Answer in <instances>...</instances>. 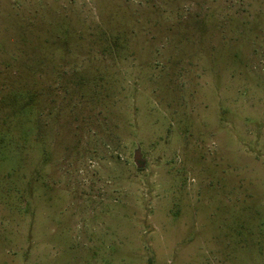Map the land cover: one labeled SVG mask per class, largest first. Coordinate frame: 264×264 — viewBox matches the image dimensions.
Returning a JSON list of instances; mask_svg holds the SVG:
<instances>
[{"label": "rangeland", "instance_id": "1", "mask_svg": "<svg viewBox=\"0 0 264 264\" xmlns=\"http://www.w3.org/2000/svg\"><path fill=\"white\" fill-rule=\"evenodd\" d=\"M0 264H264V0H0Z\"/></svg>", "mask_w": 264, "mask_h": 264}, {"label": "water", "instance_id": "2", "mask_svg": "<svg viewBox=\"0 0 264 264\" xmlns=\"http://www.w3.org/2000/svg\"><path fill=\"white\" fill-rule=\"evenodd\" d=\"M139 159V154L136 152L135 155H134V160H135V163H137V160ZM139 164L137 163V166Z\"/></svg>", "mask_w": 264, "mask_h": 264}]
</instances>
